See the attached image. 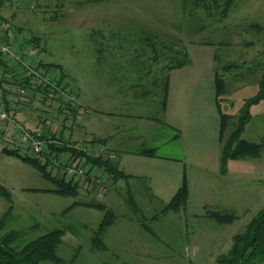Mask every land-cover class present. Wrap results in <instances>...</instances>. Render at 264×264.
I'll return each mask as SVG.
<instances>
[{
    "label": "rangeland",
    "instance_id": "1",
    "mask_svg": "<svg viewBox=\"0 0 264 264\" xmlns=\"http://www.w3.org/2000/svg\"><path fill=\"white\" fill-rule=\"evenodd\" d=\"M188 5L191 6V2ZM218 10L210 16L202 9L192 13L190 10L188 14L183 9V0H1L0 38L10 45L12 52L19 54L23 63L34 66L42 74V82L37 75L34 80L32 76L24 75L30 80L26 86L18 83L26 70L22 68L21 72L17 64H6L14 70L4 74L1 71L3 81H6L3 82L7 88L6 106H9L10 93L22 84L26 93L18 110L27 108L38 124L35 128L20 123L33 133L42 132L46 139L40 153L33 156L47 162L52 175H66L78 182L76 196L37 190L53 188L55 184L32 165L0 151V185L10 193L9 198L0 195V216L10 209L8 225L20 234L13 245L19 247L51 229L64 228L57 254L69 264H217L216 258L227 251V245L224 249L199 250L192 243L194 236L206 228L214 234L219 230L226 235L238 233L264 206V147L257 156L227 159L228 176L223 178L224 185L228 184L226 189L224 185L217 186L219 192L212 194L209 186L202 189L192 182L191 202L185 209L173 210L165 205L181 184L183 169L190 180L208 182L220 180V174L226 172H220L217 153L220 145L216 148L211 143V134L207 130L210 125L200 128L197 140L200 145L196 149L184 146L186 138L182 141V151L176 145L162 144L164 132L156 152L175 159H141L125 155L120 161V166L124 165L126 170L147 176L146 179L129 180H148L153 194L160 197L153 199L149 192L146 194V188V193L140 190L139 198H134V208H137L134 211L126 201L124 179L113 180L105 165L94 163L101 157L114 165L110 147L104 139L92 137L87 140L80 132L86 113L88 116L99 114L95 126L102 131L107 129L110 122L106 116L109 114L105 112L116 107L114 92L118 91L121 96L125 92L140 94L146 89L140 74H149L157 65L162 69L170 60L168 56L173 57V49L177 46L187 51L206 48L215 53L214 67L227 66L223 75L226 90L219 105L229 115L228 123L233 125L244 102L257 93L264 67V0H233L223 17ZM146 35L155 38L156 43L149 44ZM107 51H112V56ZM39 60L58 64L60 69L45 72L35 66ZM229 64L233 65L229 67ZM13 72H17V80L12 76ZM45 73L47 81L44 82ZM30 98L34 99L33 104H29ZM51 105L52 110L48 107ZM148 107L134 109L147 114L152 110V106ZM248 111L251 117L241 137L259 142L264 139V99L252 103ZM186 130L184 127V134ZM2 133L0 147L11 148L14 138L4 137ZM56 142L83 153L74 161L83 169L81 174L67 175L61 164L67 159L69 163L73 154L66 150L56 157L49 149ZM192 142V146L196 145L194 138L189 141ZM207 197H217L222 201L221 208L234 210L235 216L230 218V223H222L210 215H193L198 211V202ZM78 200L102 203L114 216L134 218V226L112 231L109 234L111 242L106 247H95L91 236L103 218L104 210L74 205L64 211ZM212 208L208 206V209ZM141 217L152 234L138 225L143 222ZM40 264L58 263L43 261Z\"/></svg>",
    "mask_w": 264,
    "mask_h": 264
},
{
    "label": "crops",
    "instance_id": "2",
    "mask_svg": "<svg viewBox=\"0 0 264 264\" xmlns=\"http://www.w3.org/2000/svg\"><path fill=\"white\" fill-rule=\"evenodd\" d=\"M113 36V34H111ZM193 52V53H192ZM107 54L112 56V51H107ZM189 61L188 63L172 68L169 71L164 67L157 65L150 73H146L145 75L140 74L144 79L146 89L143 90L140 94L130 93L127 94L125 92L124 96H121L119 93L114 92V96L116 94V100H114L116 109H111L108 113L110 126H107V129L104 131L100 130L99 127L95 126V119L98 117L97 115L88 116L86 113L83 115V126L81 128L82 136H87V140H90L92 137L104 139L105 143L110 147L112 152L114 153L115 166L117 169L122 170L123 173L127 174L129 177L124 179V183L126 185L124 194L126 196L128 194H132L133 198L140 195L141 191L146 190V194H149L153 199H159V196H156L151 191V185L148 184V180H129L132 178L138 179H146L145 175H136L131 171L125 169L124 165L120 166V161L125 155H135L136 157H140L141 159H150L149 157L162 159V160H171L175 159L170 155H161L156 152L157 148L160 144V135L164 132V140L162 144L165 145H176L183 150V142L186 138V145L189 149H196L200 143L197 142L199 140V131L200 128H205L210 125L209 130L211 134V143L218 147L220 145V141L218 138V130H219V121H220V105L216 103L215 97V87H214V59L215 53L210 52L206 48L196 49L193 51H188ZM199 58V60H196ZM168 71V72H167ZM167 76V93H166V101L165 105L162 107L161 105V84L163 79ZM32 100V101H31ZM34 99H29V104H33ZM60 103V102H59ZM152 106V110L147 111L148 113L137 112L134 108H142L145 110L149 108L148 106ZM159 105V106H158ZM51 108H54L51 106ZM58 107V106H57ZM87 111V110H85ZM13 117L21 122L22 124H27L28 127L37 126L38 122L35 121V116L31 115L27 108L23 110H12ZM104 113V112H103ZM210 121V124L207 121ZM37 120V118H36ZM94 123V125H92ZM93 126V127H92ZM186 127V134L183 133V128ZM163 130V131H162ZM165 130H168L165 131ZM191 130V131H190ZM79 133V132H78ZM4 137H8L9 134L7 130L2 133ZM185 135V136H184ZM191 139H190V138ZM192 138L195 139V144L189 143ZM2 148V145L0 149ZM148 148H153L155 151V155H146L143 154L142 151ZM206 148V147H205ZM218 153V165H219V157H220V149L217 148ZM17 158V157H16ZM204 168V167H203ZM202 169V168H201ZM226 174H220V180H216V182H208L207 180H190L188 178V195L186 199L185 205H183L180 209L186 208L187 203L191 202V185L192 182H195V185L198 184L199 188H204L205 186H209L208 190L211 191L212 194H217L219 190L217 186L224 185V179L227 178ZM113 180H118L119 178ZM136 181L137 185H134ZM174 180L173 182H175ZM236 182L238 180H235ZM179 187V186H178ZM177 187V188H178ZM225 189L228 187V184L223 186ZM142 188V189H140ZM176 188V189H177ZM176 191V190H175ZM173 192V194L175 193ZM149 192V193H148ZM171 195V197L173 196ZM149 197V198H150ZM159 197V198H158ZM222 201H219L217 197H207L204 200H200L196 205L197 213L193 215H203V216H212L211 214L215 211L220 213H225L226 210L228 213H234L232 208L227 209L226 207L221 208L219 205ZM194 203L196 204L197 201ZM208 206L214 207V209H208ZM234 215V214H233ZM235 216V215H234ZM213 217V216H212ZM216 219L215 217H213ZM134 218L128 216L121 218L118 215H115L112 224H110L102 233V241L105 246L108 245V242H111L112 239L109 237V234L112 231H119L118 229H126L129 225L134 226ZM217 220V219H216ZM219 221V220H218ZM132 222H134L132 224ZM227 222L229 221H220ZM141 226L140 224H138ZM116 226V227H114ZM112 227V228H111ZM142 227V226H141ZM111 229V230H110ZM202 233L196 234L192 241L193 245L196 249H204L213 250V248L224 249L225 245H227L226 250L229 249L231 245V238L234 235L225 234L222 230L216 231V234L207 231V228L201 231ZM127 234L124 235L126 237ZM228 238V239H227Z\"/></svg>",
    "mask_w": 264,
    "mask_h": 264
},
{
    "label": "trees",
    "instance_id": "3",
    "mask_svg": "<svg viewBox=\"0 0 264 264\" xmlns=\"http://www.w3.org/2000/svg\"><path fill=\"white\" fill-rule=\"evenodd\" d=\"M187 1L188 3L191 2V6L188 5ZM232 2L233 0H183V9L186 10V13L188 14L190 13V10H192V13L196 9H202L206 11L208 16L213 15V13L219 9V15L223 17L227 14L229 6ZM145 39L149 40V44L151 45L152 43H156L155 38H152L149 35H146ZM154 45L152 48L156 50L157 48ZM173 50V57L168 56L170 60H168L167 63L164 65V68L168 71L172 68L180 67L188 63L189 61V55L186 48H178L177 46ZM2 64L4 67L2 69L3 74L7 71H14L11 67H9L10 65L7 67V65H4L3 61ZM232 65L233 64H229V67ZM35 66H40L41 69L45 71H48L52 68L60 67L58 64L41 62L40 60L36 62ZM226 68L227 66L223 67L222 69L218 67L214 69L215 97L216 103L218 105L220 103L219 101H221V95L224 94L226 90V82L223 77ZM262 69V73L258 80L257 93L252 98H249L244 102L243 107L239 111L240 113L235 118V123L233 125L228 123L229 115L223 111H220L218 138L220 141V172L222 173L226 172L227 159L242 156H257L261 148L264 147V139H261L259 142H250L241 137V133L243 132L246 123L250 120L251 117L248 111V107L252 103L264 99V67ZM16 73L13 72L12 74L14 78L16 77ZM1 79L2 82H6L3 81L4 78ZM29 81L30 80L28 78L21 77L18 80V83H22L26 86H29ZM167 87L168 82L167 76L165 75V78L163 79V82L161 84L162 95L160 101L162 107L165 105ZM2 88L4 94V102L5 104H7V88L6 86H4V84L2 85ZM7 108H9V106H7ZM94 141H96V139L92 140L93 143ZM49 149L50 152L54 153L56 157L62 151L70 150V152H72L73 155H71V157L69 158V163L67 159L66 162L61 164L62 168H65L68 164L74 162L75 159L78 158V155L83 154L82 152L76 153L75 150L71 147L57 144V142L51 144V146H49ZM0 151L4 154L17 157L21 161L32 165L40 172L43 177L49 179L55 184L53 188L37 190L49 191L64 196H76L78 194V182L76 180L74 181L68 177L66 178V175H61V177H56L54 176V174L52 175L49 169L47 168V162H42L39 157L30 154L28 155L26 153H21L17 149L7 147L6 145H3ZM142 153L146 155H155V151L153 148L143 150ZM76 163L77 162H74V164ZM94 163L105 165L108 174L115 179H126L127 177H129L127 174L123 173L122 170L117 169L115 165H111L108 159L98 157L94 160ZM49 173L51 174V176ZM0 195L9 198L10 193L2 185H0ZM187 195L188 179L186 171L185 169H183L182 182L176 189L173 196L170 198L169 202L165 205L166 208L178 210L183 205H185ZM126 201L128 205H132L131 209H133L134 211L135 209H137L134 208V198L131 193L127 195ZM74 205H90L104 210L103 218L98 223L97 228L93 231V234L91 236V243L93 246L98 248L106 247L102 241V232L105 227L113 221L115 217L113 215V212L111 210H106L104 204L98 203L97 201L93 200H90L89 202L79 200L75 201L67 208H65L64 211ZM9 211L10 209H7L0 216V264H40V262L43 261H53L58 264H69L65 263L63 259L57 254V247L62 241V236L65 231L64 228L51 229L43 234L31 238L30 240L26 241L22 246L18 247L13 244L16 242V239L19 237L20 234L17 230L11 228L8 225ZM211 215L219 221H229L230 218L234 216L232 213H220L217 211L213 212ZM141 219L143 220V217H141ZM139 224L142 226V228H145L151 234L153 233L149 225L146 223V220H143V222L140 221ZM216 261L217 264H257L258 262H264V206L260 208L247 221L242 231L235 233L232 236L231 245L229 249L222 255H219L216 258Z\"/></svg>",
    "mask_w": 264,
    "mask_h": 264
},
{
    "label": "built area",
    "instance_id": "4",
    "mask_svg": "<svg viewBox=\"0 0 264 264\" xmlns=\"http://www.w3.org/2000/svg\"><path fill=\"white\" fill-rule=\"evenodd\" d=\"M6 60H8V62L10 63H7ZM2 61L4 65L17 64L19 66L17 69H19L21 72L22 68H24L26 72H22L23 77H25L24 75L28 74L29 76H32V80H34L33 78L37 75L38 78H40V81L42 82V74H39L34 66L30 67L27 66V64L23 63V61L19 58V54L12 52V50L10 49V45L6 43L5 40H2L0 38V81L2 78L1 71L2 68H4ZM15 61L17 63H13ZM46 75V73L43 74L44 82L47 81ZM0 83V133H2L4 130H7L9 136H12L14 138L11 142V148L17 149L21 153H26L30 155H34V153L38 152L40 153V151L45 145L43 140L46 141L42 132L36 131L33 133V131L31 132L27 130V128H24L21 123L16 120L11 114L12 110L20 109L22 97L26 93L25 88L21 84L20 86L13 89V92L10 93L9 108H7L4 102V94L2 88L3 82ZM8 109H10L11 111ZM65 168L67 175H71L72 173L81 174L83 172V169L80 168V166H77V164H69Z\"/></svg>",
    "mask_w": 264,
    "mask_h": 264
}]
</instances>
